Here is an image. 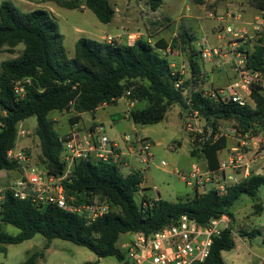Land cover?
Here are the masks:
<instances>
[{"label":"trees","instance_id":"16d2710c","mask_svg":"<svg viewBox=\"0 0 264 264\" xmlns=\"http://www.w3.org/2000/svg\"><path fill=\"white\" fill-rule=\"evenodd\" d=\"M146 2L152 11L161 4V0ZM55 3L68 9L86 8L103 24L110 23L115 12L108 0H55ZM250 3L259 11L264 10V0H250ZM63 40L51 12H22L9 0L0 3V48L14 53L16 47H22L18 56L0 63V170L18 167L8 160L7 152L15 147L18 124L34 116L40 145L38 166L50 175L61 176L65 169L61 158L69 135L58 134L49 113L71 110L74 116L69 121L73 124L79 121L80 114L93 113L104 105L115 103L126 92H129L127 98L144 104L140 109L128 111V117L135 124L152 123L158 118L162 105L178 104L197 111L214 131L219 121H232L234 128L244 135L264 130V86L259 83L250 87L252 105H239L231 99L222 101L219 96H205L201 90L191 91L186 103L181 88L175 85L180 80L187 87L198 83L203 68L200 50H190V77L183 79L172 69L171 59L144 38L136 39L131 45L114 40L79 38L74 43L72 58H67ZM259 42L263 43V40L259 39ZM262 43L245 52V69L264 75ZM176 46L175 38L170 47L176 49ZM15 82H20L22 97L14 90ZM226 144L225 137L211 136L200 144V148L191 144L190 155L203 157L207 168L215 170L217 154ZM141 181V173L137 170L123 174L115 163L76 160L61 181L65 197L72 198L69 201L72 204H79L96 196L109 206L107 214L90 223L76 213L53 205H35L5 191L0 202V223L17 228L18 233L12 236L0 230V252L4 251L3 245L19 244L40 234L46 239L42 249L28 253L21 264H36L44 257L52 239L85 247L98 259L113 257L120 260L123 254L116 242L121 234L140 232L149 235L173 224L182 215L200 225L226 215L229 228L213 238L203 263L224 264L221 253L234 247L233 233L242 238L260 234L256 229L235 231L232 208L242 196L256 198L259 190L264 188L263 174L248 175L226 186L223 192L215 189L205 193L194 191L191 197L176 202L151 199L146 194L136 202L134 194ZM253 209L259 214L262 206L254 203Z\"/></svg>","mask_w":264,"mask_h":264},{"label":"rangeland","instance_id":"374dc122","mask_svg":"<svg viewBox=\"0 0 264 264\" xmlns=\"http://www.w3.org/2000/svg\"><path fill=\"white\" fill-rule=\"evenodd\" d=\"M2 1L0 0V3ZM9 1L22 12L34 10L51 12L64 37L63 45L67 58L73 57L74 43L79 38L97 41H107V38H110L112 41L128 44L127 36L135 35L138 38L149 39L159 53L174 58L171 61L175 65L176 71L181 69V65H184V73L181 76L183 79H189L188 56L190 50H199L201 46L220 47L222 55L219 63H209L202 60V76L196 85L183 86V80H181V93L186 103H188L187 98L191 91L201 90L205 96H208L220 89L225 91L226 87L233 81L243 79L244 76H241L239 71H234L235 63L242 58L243 52L252 51L256 45L262 43L259 42V39L263 40L262 44L264 45V27L254 29L252 24L253 18L259 13V10L250 3V0H216L214 3L204 0H198L200 2L196 0H161L160 6L155 11H152L146 0H108L115 11L112 21L108 24L99 22L95 15L86 8L68 9L60 7L55 3V0ZM83 1L80 0V2ZM216 6L224 7L223 14L221 11L215 14ZM236 7L238 8L236 12L245 13L241 16L243 17L241 23L237 25L234 20L224 22V27L229 26L232 33L222 34L221 32L218 38L216 33L217 18L226 15ZM196 8H203L204 12L198 11L196 13ZM207 13L215 15L214 18H208ZM195 14L196 17H201L199 25L188 18ZM149 19L157 21L158 24L167 21L171 25L162 29L158 36L150 38L146 32V28H149ZM123 26L129 31L127 35H124ZM200 26L203 27V30H199ZM175 38L177 39V46L176 49H172L170 43ZM21 50L22 47L18 46L14 53H9L4 47L0 48V63L18 56ZM257 83L264 86L263 80H259ZM224 95L226 97V92ZM241 95L247 104L252 105L251 99L245 92H241ZM127 100L130 101L129 98H125L98 108L93 113L83 114L79 119V126L86 129L94 120L97 121V124L103 126V134L110 141L116 142L119 148L130 144L123 142L124 136H128L132 145L135 146L132 147L133 151L138 150L135 139L144 138L150 142V161L142 163L140 158L135 157L130 165L131 168H137L142 176L139 188L134 194L136 202L140 201L142 194H146L151 199L161 198L169 202L191 197L194 190L187 186L176 173L186 174L193 161L199 166L202 164L200 160L203 157H191V144L200 148V144L211 136L213 138L223 136L228 141V147L222 150V156H224L222 159H226L232 154L231 148L238 146L240 140H246L247 144L241 146L240 149L248 154L249 159L257 160L255 161L256 168L258 166L256 170L255 168L252 170V165L250 167L249 164V175L264 173L263 164L259 159L264 154V130L258 134L248 132L245 137L244 134L239 133L234 128L232 121H219L217 129L214 131L199 115L194 116L192 109L183 108L178 104L162 105L156 116L158 118H154L152 123L135 124L128 117V111L140 109L144 104L131 100L133 106L129 107L126 104ZM73 116L74 112L71 110L51 111L49 113V119L53 121L54 129L62 137H67L68 131L75 127L69 121ZM184 117L192 118L189 129L184 124ZM19 130H22L24 134L19 135ZM35 131L36 119L34 116L20 122L17 126L14 148L25 151L31 163L38 165L40 145ZM93 161L91 160V162ZM161 162H164L166 166H162ZM131 168L121 167L119 170L126 174ZM240 171L236 170L239 174L228 171V174L235 179L229 180L228 185L247 177H244ZM21 174L19 167L14 170H0V189L4 190L11 186L20 179ZM218 185H226V182L218 181L215 183L211 181L206 183L208 189ZM254 203H259L262 206L259 214L254 212ZM110 210L113 209L110 208ZM232 212L235 231L243 229L249 232L256 229L260 234L253 238H242L235 235L234 247L221 253L224 264H264V243L262 242L264 239V188L259 190L254 199L242 196L233 206ZM0 230L12 236L18 233L17 228L3 223H0ZM128 239L129 234H121L116 242L117 247L123 250ZM45 242L44 237L36 234L30 240L19 244L3 245L4 251L0 252V264H21L28 253L41 250ZM116 262L113 257L98 259L85 247L61 239H52L48 249L44 251V257L38 259L36 264H116Z\"/></svg>","mask_w":264,"mask_h":264},{"label":"built area","instance_id":"2783aa9c","mask_svg":"<svg viewBox=\"0 0 264 264\" xmlns=\"http://www.w3.org/2000/svg\"><path fill=\"white\" fill-rule=\"evenodd\" d=\"M227 15L228 18H232L230 14ZM253 19L254 29L264 27V10L259 11ZM217 20L216 33L218 38L221 32L222 34L232 33V29L229 26L224 27L223 23L226 20L223 17L219 16ZM234 35H237V33H234ZM136 39L138 37L135 35L127 36L129 45ZM110 41L112 40L107 38V42ZM199 50L202 60L209 63H219L222 55L220 47L201 46ZM242 54V58L235 63L234 71H239V74L244 76V78L233 81L226 87L225 91L220 89L208 96H219L222 101L231 99L239 105L247 104L242 98L241 92H245L249 96L251 85L257 84L259 80L264 81V75L245 69L246 54L245 52ZM171 67L176 71L174 64H171ZM180 68L176 72L182 75L184 73V65H181ZM180 85L181 80L176 83L175 87L181 88ZM14 90L19 97L23 96L20 82H15ZM225 92L227 94L226 97L224 95ZM128 95L129 92H126V95L120 99H127ZM126 103L129 107L133 106L131 100H127ZM192 111L194 116L198 115L197 111ZM191 120L192 118L190 117H184V124L188 129L191 127ZM18 132L19 135L24 134L22 130ZM123 142L125 144L130 143L127 146H129L128 149L131 156L140 158L142 163L150 161L151 154L149 149L151 144L147 139H135L138 144L137 151L132 150L133 145L128 136L123 137ZM246 144V140H240L238 146L231 148L232 154L220 161L215 170L201 168L198 164L193 163L186 174L176 173V175L187 186L198 193H205L210 190L206 186L208 182H226V185H218L211 188L223 192L225 187L228 186L227 182L232 180L231 176H226L227 170L233 172L241 170L245 176L249 175L251 159L240 149L242 148L241 146ZM64 147L65 150L61 160L65 163V171L61 176L50 175L42 167L31 163L25 151L15 148L10 149L7 152V158L17 164L22 174L20 179L11 186L4 190L0 189V202L2 201L3 193L9 191L14 198L19 200H28L32 204L40 206L53 205L66 212L81 215L87 223L93 222L95 219L107 214L109 212L107 202L100 200L96 196L86 203L72 204L69 202L70 200L72 201V198L67 199L65 197L61 181L67 177L74 162L78 159L119 164L121 158L119 146L103 134L102 125L95 124L81 138L69 137L64 143ZM161 165L166 166L164 162H161ZM229 223V218L226 215L212 218L205 225H200L195 220L182 215L173 224L149 235L140 232L131 233L124 249H121L123 258L116 260V264H203L209 254L213 238L219 236L223 230L228 229ZM233 235L235 236L234 233Z\"/></svg>","mask_w":264,"mask_h":264},{"label":"crops","instance_id":"0c3cea01","mask_svg":"<svg viewBox=\"0 0 264 264\" xmlns=\"http://www.w3.org/2000/svg\"><path fill=\"white\" fill-rule=\"evenodd\" d=\"M197 2H200V1H198V0H196ZM205 2H209V3H214L216 0H204ZM202 9V10H201ZM217 9V10H216ZM237 7L236 8H233L232 10H230L229 11V13H227V14H230L231 16H232V18H228V15L226 14V15H221V17H223L226 21H228V20H234L235 21V24H240L241 23V18H243V17H241V16H243L245 13H243L242 11H238V12H236L237 11ZM215 10H216V12H215V14L216 13H218L219 11H221V14H223L222 13V11H224V7H222V6H220V7H215ZM198 11H203L204 12V9L203 8H196V13L198 12ZM207 15V17L208 18H214V16H212V15H210V14H206ZM197 15L195 14V15H193V17H188L189 18V20H192V21H194V23H196L197 25H199V20H200V16L199 17H196ZM246 18H248V16H246ZM245 18V19H246ZM151 19H149V28H146V32H147V35H148V37H150V38H152V37H154V36H158V33L162 30V29H164V28H166L167 26H169V25H171L170 23H168L167 21H165L164 23H162V24H158L157 23V21H153V20H151ZM157 27V28H156ZM122 28H124V35L126 34H128L129 33V31H127L126 30V28L123 26ZM199 30H203V27H199ZM123 35V34H122ZM117 36H119V35H117ZM103 37V36H102ZM100 39H103V38H100ZM148 41L150 42V40L148 39ZM171 54H173V53H171ZM171 60L172 59H174V58H171V57H169ZM122 99H120V100H118V101H121ZM127 104V103H126ZM105 106V105H104ZM104 106H102V107H104ZM128 107V106H127ZM101 108V107H100ZM86 113H89V112H86ZM83 114H85V113H82V114H80V119H81V117H82V115ZM80 121V120H79ZM79 121L78 122H76V123H73L74 125H75V127H72V129L70 130V131H68V134H69V137H71V136H74V137H79V138H81L83 135H86L87 134V131L89 130V128H90V126H92V125H95V124H97L98 122L97 121H93L89 126H88V128H86V129H82V128H80V126H79ZM72 124V125H73ZM82 129V130H81ZM86 130V131H85ZM179 144V143H178ZM128 147L129 146H121L120 147V150H121V158H120V160H119V164H117L118 165V168L120 169L121 167H123V168H131L130 167V165H131V163L133 162V159L135 158V156H131L130 155V153H129V149H128ZM133 147H135V146H133ZM228 147V141H227V144H226V147L225 148H227ZM224 148V149H225ZM191 149V148H190ZM223 150V149H222ZM222 150L221 151H219L218 152V154H217V157H218V163L220 162V161H222V160H224V159H222V158H224V156H222ZM227 151V150H226ZM247 154V153H246ZM247 156H248V154H247ZM200 159V158H199ZM260 160H261V164H263V166L262 167H264V154H263V156L261 157V158H259ZM202 161V166H201V168H207V164H206V161H205V159L204 158H201V160H200V162ZM255 161H257V160H251V162H250V167H251V165H252V170H253V168H255V170L258 168V166H257V168H256V165H255ZM199 162V163H200ZM193 163H196L195 161H193L191 164H190V166L193 164ZM255 165V166H254ZM137 170V168H131V169H129L130 171L129 172H126V174H128V173H130V172H132L133 170ZM121 171V170H120ZM228 171L229 170H227L226 171V176H231L232 177V175H229L228 174ZM233 174H239V172L237 173L236 171H231ZM240 172H242V171H240ZM242 174H243V172H242ZM258 174V173H257ZM261 174H263L264 175V173L262 172ZM243 176L245 177V175L243 174ZM232 179H233V177H232ZM233 180H235V179H233ZM154 199H156V198H154Z\"/></svg>","mask_w":264,"mask_h":264}]
</instances>
